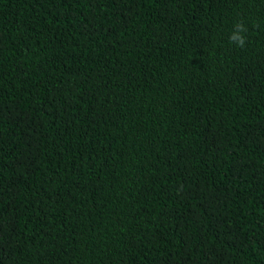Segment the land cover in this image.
I'll list each match as a JSON object with an SVG mask.
<instances>
[{
  "label": "trees",
  "instance_id": "16d2710c",
  "mask_svg": "<svg viewBox=\"0 0 264 264\" xmlns=\"http://www.w3.org/2000/svg\"><path fill=\"white\" fill-rule=\"evenodd\" d=\"M0 264H264V0H0Z\"/></svg>",
  "mask_w": 264,
  "mask_h": 264
},
{
  "label": "clouds",
  "instance_id": "9594fccd",
  "mask_svg": "<svg viewBox=\"0 0 264 264\" xmlns=\"http://www.w3.org/2000/svg\"><path fill=\"white\" fill-rule=\"evenodd\" d=\"M248 29L244 23L237 21L233 25L232 31L229 33L228 42L237 48H244L247 44Z\"/></svg>",
  "mask_w": 264,
  "mask_h": 264
}]
</instances>
